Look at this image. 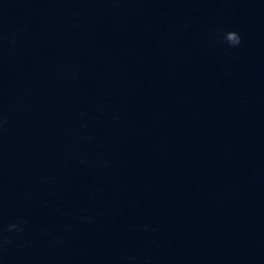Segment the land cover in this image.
Here are the masks:
<instances>
[{
    "label": "water",
    "instance_id": "1",
    "mask_svg": "<svg viewBox=\"0 0 264 264\" xmlns=\"http://www.w3.org/2000/svg\"><path fill=\"white\" fill-rule=\"evenodd\" d=\"M0 264H264V0H0Z\"/></svg>",
    "mask_w": 264,
    "mask_h": 264
},
{
    "label": "clouds",
    "instance_id": "2",
    "mask_svg": "<svg viewBox=\"0 0 264 264\" xmlns=\"http://www.w3.org/2000/svg\"><path fill=\"white\" fill-rule=\"evenodd\" d=\"M234 35V40L233 42L230 44L231 47H238L241 42H242V38L240 36V34L236 31H229Z\"/></svg>",
    "mask_w": 264,
    "mask_h": 264
}]
</instances>
